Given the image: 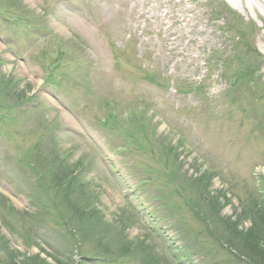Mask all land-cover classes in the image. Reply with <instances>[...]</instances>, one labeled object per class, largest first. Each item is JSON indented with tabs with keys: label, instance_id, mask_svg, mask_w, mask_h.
<instances>
[{
	"label": "rangeland",
	"instance_id": "rangeland-1",
	"mask_svg": "<svg viewBox=\"0 0 264 264\" xmlns=\"http://www.w3.org/2000/svg\"><path fill=\"white\" fill-rule=\"evenodd\" d=\"M262 62V0H0V264L260 254Z\"/></svg>",
	"mask_w": 264,
	"mask_h": 264
},
{
	"label": "trees",
	"instance_id": "trees-1",
	"mask_svg": "<svg viewBox=\"0 0 264 264\" xmlns=\"http://www.w3.org/2000/svg\"><path fill=\"white\" fill-rule=\"evenodd\" d=\"M1 88V87H0ZM22 99H24V98H21V102L22 101H25V99L24 100H22ZM112 115V113H109L108 115H106L105 116V120H104V123L106 124V122L108 121V120H111V118L112 117H114L115 115H113V116H111ZM61 164L62 165H59V167H58V169L56 170V173H55V177H53V173H51L50 175H49V179H51L53 182H56L58 185H60V182H57L59 179H63V176H61V174H58L57 172H59V170H60V168L62 167V166H65L62 162H61ZM43 176V175H42ZM204 179H205V176H204V174H200V176L198 177V178H195V182H198L197 183V187L199 188V187H201V188H204L205 189V187H207V184H205L204 183ZM207 189V188H206ZM264 195V194H263ZM210 196V198H209V200H210V203L211 202H213L214 200H213V197L211 196V195H209ZM246 203V207H244L243 208V213H242V215H245V214H247V216H245L247 219H250L251 221H252V227L251 228H249V231H247V234H248V237H247V240H251V239H253V236H254V239L258 242V244L257 243H253V244H257V247H258V245H260V246H262L261 245V242H260V240H264V229H259L258 228V226H262V225H264V209L263 208H256V204H253L252 202H251V200L250 201H248V202H245ZM252 203V204H251ZM216 211H217V209H216ZM250 213V214H249ZM198 215V214H197ZM198 217H199V215H198ZM200 218V217H199ZM209 222V221H208ZM221 222H223V220H221ZM263 223V224H262ZM206 228V231L208 230V232L209 233H211L212 235L214 234V232L212 231V228L209 226V224H207V226L205 227ZM223 232V233H222ZM222 232H218V234L220 235L221 233H222V235H223V238L225 239V241H226V239H227V237H228V239H227V241L231 244V245H233V243H234V239H235V235L233 234V235H231L230 233H229V229H226V230H224V231H222ZM225 233V234H224ZM228 233V234H227ZM228 235H231V236H228ZM250 235H252V236H250ZM221 236V235H220ZM222 239V238H221ZM223 239V240H224ZM230 245V246H231ZM231 248H233L232 246H231ZM237 250H238V255L240 256V258L238 257V255H237V257L239 258V259H241L242 260V262L244 263V264H260V262H261V257H263L264 258V247H262V249L260 250V254H258V252L256 251V252H251V254H246V253H243V251H240L241 249L240 248H237ZM248 257H247V256Z\"/></svg>",
	"mask_w": 264,
	"mask_h": 264
},
{
	"label": "bare ground",
	"instance_id": "bare-ground-1",
	"mask_svg": "<svg viewBox=\"0 0 264 264\" xmlns=\"http://www.w3.org/2000/svg\"><path fill=\"white\" fill-rule=\"evenodd\" d=\"M262 1H264V0H262ZM252 6H253V4H251Z\"/></svg>",
	"mask_w": 264,
	"mask_h": 264
}]
</instances>
